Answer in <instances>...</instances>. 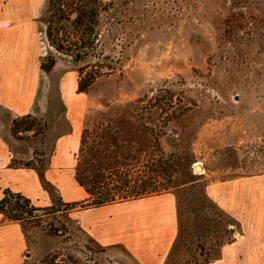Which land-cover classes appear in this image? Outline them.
<instances>
[{
    "label": "rangeland",
    "instance_id": "374dc122",
    "mask_svg": "<svg viewBox=\"0 0 264 264\" xmlns=\"http://www.w3.org/2000/svg\"><path fill=\"white\" fill-rule=\"evenodd\" d=\"M144 7L147 16L131 11L135 21L112 45L123 67L85 93L72 87L78 66L57 54L38 21L40 85L31 114L37 127L12 135L24 143L16 150L17 163L43 174L59 137L72 131L74 117L82 134L90 131L87 147L100 150L109 132L122 148L112 144L110 154L132 174L147 173V165L159 159L176 171L167 172L170 183L161 172L158 192L149 193H174L183 212V238L169 264H215L222 256L223 264H264V0H157ZM45 9L46 4L42 14ZM49 54L57 64L47 74L41 65ZM66 76L73 78H67L73 102L68 107ZM136 101H163L173 109L170 116L159 109L151 121L148 112L129 109ZM4 117L0 122L7 125ZM89 156L78 152L75 170L85 169ZM190 175L198 180L196 190L204 191L199 204L176 187ZM78 203L84 207V201ZM65 210L58 216L73 233L50 235L48 225H57L53 216L43 217L42 227L26 225L33 251L29 264H136L119 248L93 247Z\"/></svg>",
    "mask_w": 264,
    "mask_h": 264
},
{
    "label": "crops",
    "instance_id": "0c3cea01",
    "mask_svg": "<svg viewBox=\"0 0 264 264\" xmlns=\"http://www.w3.org/2000/svg\"><path fill=\"white\" fill-rule=\"evenodd\" d=\"M45 4L46 0H0V116L8 119L7 125L0 122V200L10 190L40 209L56 200L78 203L88 198L75 179L83 130L73 115L72 131L59 137L43 174L17 163L16 150L24 143L14 139L10 128L13 120L35 114L40 85L37 31ZM67 78H73L66 76L62 86L68 107L73 102L67 95ZM72 82L77 89V79ZM67 215L93 247L119 248L136 264H167L179 232V207L172 192L79 207ZM32 253L22 224L0 213V264H29ZM215 264H223V256Z\"/></svg>",
    "mask_w": 264,
    "mask_h": 264
},
{
    "label": "trees",
    "instance_id": "16d2710c",
    "mask_svg": "<svg viewBox=\"0 0 264 264\" xmlns=\"http://www.w3.org/2000/svg\"><path fill=\"white\" fill-rule=\"evenodd\" d=\"M153 1L157 0H138L136 3L129 0H46V9L40 20L46 26V36L50 46L57 54L70 57L78 66L79 93L87 92L101 77L110 75L115 70L123 67V58L121 55L116 56L113 53L112 45L121 38V35L125 34L127 25L135 21L136 18L132 12L137 10L142 15L147 16L148 11L144 6ZM107 23L108 27L104 29V25ZM56 64L55 55L49 54L43 60L41 68L44 72L50 74ZM167 105L169 106L163 101L150 103L149 105H143V101H136L128 107L139 113L148 112L149 120L154 121L155 117L153 116L159 109L166 111L170 116L169 112L173 107ZM153 109L155 111H152ZM138 120L141 122L139 126H145L141 116ZM36 121L37 119L32 115L13 120L10 128L11 134L16 136L21 132V129L33 131L37 127ZM122 124L125 125L126 123ZM99 126L104 128L103 124ZM132 126H134L133 123H128V127ZM105 128L109 130L110 125H106ZM148 129L146 128L147 131ZM87 134H90L89 129H85L82 134L79 153L89 152L90 159L85 164V169L81 166L75 170L77 183L88 195L87 200L83 203L85 207L97 208L111 203L136 199L149 193H156L159 190L157 180L162 177L161 172L167 179L171 178V176H167L169 172H176L173 168L171 170L167 168L168 161L159 159L150 163L151 165H147L148 168L150 167L147 173L139 175L134 172L136 174H132L133 171L129 165H118L115 161L116 156L110 154L109 150L112 148V144L118 149L122 148L109 132H106L105 135L107 139L102 137L101 140L104 141L99 143L102 150L93 145L87 147ZM26 166L30 167V165ZM189 177V181L178 184L176 187L183 194L189 195L191 203L199 204L200 195H203L204 191L196 190L198 184L196 177L193 175ZM170 182L171 180L168 179L167 183ZM187 184H190L188 189L184 187ZM78 206L79 203H63L60 200L58 205L46 209L35 208L25 196L5 190L4 196L0 200V213L9 220L20 222L23 229L26 228V225L29 228L42 227L41 219L53 216L54 219L56 218L58 226L52 222L46 228L51 233L50 235L58 236L73 233L71 225L62 221L58 216V214L67 211H61V208L65 207L72 210ZM35 211H41L43 214H34ZM182 216L183 212L180 209V230L183 227ZM182 236L183 233L179 232L175 246L169 256L168 264L174 262L175 251L181 245L179 239L183 238Z\"/></svg>",
    "mask_w": 264,
    "mask_h": 264
},
{
    "label": "water",
    "instance_id": "95a60500",
    "mask_svg": "<svg viewBox=\"0 0 264 264\" xmlns=\"http://www.w3.org/2000/svg\"><path fill=\"white\" fill-rule=\"evenodd\" d=\"M76 65V63H74ZM41 213V211H35L34 214Z\"/></svg>",
    "mask_w": 264,
    "mask_h": 264
}]
</instances>
